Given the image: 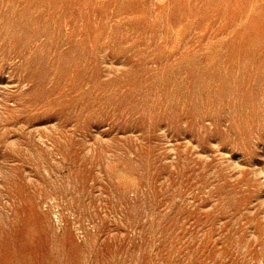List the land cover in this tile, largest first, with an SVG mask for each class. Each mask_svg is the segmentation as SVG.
Instances as JSON below:
<instances>
[{
	"label": "rangeland",
	"instance_id": "obj_1",
	"mask_svg": "<svg viewBox=\"0 0 264 264\" xmlns=\"http://www.w3.org/2000/svg\"><path fill=\"white\" fill-rule=\"evenodd\" d=\"M0 264H264V0H0Z\"/></svg>",
	"mask_w": 264,
	"mask_h": 264
}]
</instances>
